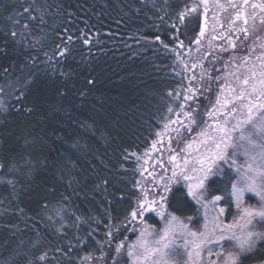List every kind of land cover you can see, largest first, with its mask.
Returning <instances> with one entry per match:
<instances>
[{
	"label": "trees",
	"instance_id": "trees-1",
	"mask_svg": "<svg viewBox=\"0 0 264 264\" xmlns=\"http://www.w3.org/2000/svg\"><path fill=\"white\" fill-rule=\"evenodd\" d=\"M191 3L0 0V88L11 90L0 109V180L14 156L31 152L36 160L15 191L0 183V264L21 250L46 254L47 264H83L123 238L139 199L136 157L182 100L185 80L171 50L198 32L196 19L185 28L178 18ZM29 16L35 19L25 29ZM13 31L21 33L15 43ZM223 183L208 186L229 215ZM168 209L190 215L183 188H171ZM261 260L264 244L243 264Z\"/></svg>",
	"mask_w": 264,
	"mask_h": 264
},
{
	"label": "rangeland",
	"instance_id": "rangeland-1",
	"mask_svg": "<svg viewBox=\"0 0 264 264\" xmlns=\"http://www.w3.org/2000/svg\"><path fill=\"white\" fill-rule=\"evenodd\" d=\"M262 2H264V0H248L247 4L244 3V0H208V11L205 13V5L200 4L199 0H192L189 8H191L194 4L198 6L197 13H193V15L196 16L198 28L200 26L201 20H203L205 23L206 28L204 36L201 37L200 45L192 43V41L196 39L197 33L199 32L198 29L195 38L190 43H183V46L181 47L180 42H177L171 50L173 55L172 63H174L175 69L183 75L185 80L182 100L179 103L180 105L177 106V109L174 112L171 121L169 124H167V127L162 129V131L151 143L144 154H142L140 157H136L139 168V181L137 184L139 199L134 210H138V204L140 199L143 197L144 191L148 192L149 200L154 198L152 194L157 191L165 196V200L162 203V206L160 203H157L153 206V209L145 211L143 218L137 216L136 219L133 220L129 214L126 221L128 228L123 234V238L121 240L115 241L114 244L111 245L112 255H108L107 249H105L99 255L85 257L83 259V264H115L113 256L118 255L115 252V248L116 245L121 244L122 242L124 244L122 249L123 257L119 259V264H152L151 259L145 261L142 256L139 255V253L143 252V249H133L138 253V255L129 257V246L138 244V241L141 237V232H146L149 234L146 237L149 242L157 239L158 235L152 234H162L163 230L169 227V221L171 220L172 216L177 218L178 223L172 226L175 228V234L173 235V233L170 232L169 238L172 240L171 246L177 248L178 252L176 254H170L166 257L167 264H210L211 261H219L220 264H222L224 256L229 250H232V245L234 242L221 240L214 245L207 246L208 248H211V255H209L207 250L200 249L198 250L199 256H197V249L193 247L192 243L194 240H196V238L187 235V232L205 231L204 224L206 220L208 223V229H213V218H216L217 222L222 224L232 223L234 218L239 216L236 203L230 195L232 183L237 182L238 185L241 184L249 163L256 167L264 163V161L259 159L253 161L250 159L252 155H256L261 151L259 147L252 149L249 147L247 142H241L242 146L239 149V154L238 156L234 157V159H236V164L231 165V167L229 164L220 165L222 169L226 170L228 178L225 179L223 173L217 172L214 175L208 176V178L204 181L206 187L209 189L208 184H211L213 180H223L225 184L223 183L222 186L225 188V190H227V195L230 196L232 204L229 215L228 207L224 206L223 196L221 195L220 196L222 197V200L215 202L213 205L212 197L216 195H211L209 193L207 195V209L204 207L203 203H197L195 199L188 195V184H195V177L197 175H202L201 173H193L191 171L194 166L199 167V165L194 164V158L205 151L203 145H200V153L196 151L197 145H199V142L204 139L203 137L198 136L197 133L202 128L208 129L209 126H214L217 120H219L220 123H223L225 119L231 120L229 127H231V125L235 124L236 122L231 117L226 118L223 115V113L231 111V105L226 108H221L220 115L218 116L207 115L209 110L215 111L213 105H215L218 96L222 100L224 98L231 99V97L227 96L226 92L221 93L219 85H216L211 95H209V93L202 91L200 87V81L203 74L207 70L212 68L219 69L223 66L221 63H215L213 59L214 57H220L221 47L228 46L227 40L221 35L222 33H230L234 39L237 36H239L240 39L235 41L237 43V49L234 53H232L236 57L235 63H229V65L224 68L223 73H219V75H221V80L219 83L232 84L235 86L236 81L232 73L243 74L247 71V68H252L253 65H255L257 70H259L261 60L258 58L262 53H264V24L261 23L264 21V11H261V9L258 7L253 10L252 5H258ZM217 3L223 5V8L217 7ZM231 4H235L237 7L233 8L231 7ZM253 11L255 12L254 15ZM237 12H241L243 17H246L248 20L247 27L250 29V35L246 44L242 43V41H244L243 34L236 31V29L245 27L243 18L233 22V18ZM213 36H221V38L219 40H213ZM198 49L208 51L210 56L207 59H204L202 57V53L198 51ZM248 49L251 50L249 51ZM231 51L232 50H230V52ZM245 55L250 57V59L246 62L247 67H237ZM223 59L227 61L229 57L226 55L223 57ZM198 60L203 63V67H201L200 64H197V67L193 68L192 64L196 63ZM193 77L196 79H192ZM190 88L194 89L195 92H189L188 89ZM8 93L11 95L9 86L0 88V105L3 106L0 109L4 108L3 102ZM187 95H192L193 99H186L185 97ZM246 102L247 101H245V103ZM181 105H184V107L181 108ZM216 107L219 108L218 105ZM197 108L200 110V115L197 117L200 123L195 126V131L189 134L185 128V125L188 124V119L184 116V112L192 111L193 109ZM259 115V113H254V117ZM260 118L264 119V116H261ZM173 121L175 123H173ZM177 130H179V135ZM251 130L252 129L249 128V131ZM234 135L239 136V133L237 132ZM181 136L183 137L184 142L178 143V140ZM194 139L196 144L193 145V149L190 152L180 151L181 149L185 148V143L191 142ZM254 139L258 144H264V140H262L259 136L254 137ZM154 142L155 148H153ZM245 151L248 152L247 156L244 155ZM173 156L176 157L174 161L171 159ZM186 158L188 159L187 166L185 165ZM238 168L239 171H237ZM174 170L176 172L175 177L173 176ZM181 170H185V174L193 176V180H184L183 176L180 174ZM249 175H251V173H249ZM165 186H167V191H165ZM173 187H181L185 190L186 195L193 205V209L190 210V215L179 216L168 209V197L171 188ZM155 199L159 201L158 196H156ZM249 206L258 207L259 198L256 197L254 193L245 192L243 207ZM220 208L225 209V214H220ZM180 223L188 225L187 230H181L179 227ZM256 227L257 230H264V225H257ZM220 234V230L216 229L215 236H213L212 239L215 241L216 237L220 236ZM185 240L188 241L187 246L185 245ZM152 246L155 245L153 244ZM165 251L168 250L165 249ZM218 252L223 254L221 256H217ZM189 253H192L191 257L189 256ZM157 259H159V257H157Z\"/></svg>",
	"mask_w": 264,
	"mask_h": 264
},
{
	"label": "snow or ice",
	"instance_id": "snow-or-ice-1",
	"mask_svg": "<svg viewBox=\"0 0 264 264\" xmlns=\"http://www.w3.org/2000/svg\"><path fill=\"white\" fill-rule=\"evenodd\" d=\"M200 4L205 5L204 11L205 13L208 11L207 4L208 0H199ZM244 3L247 4L248 0H244ZM217 7L223 8V5L217 3ZM231 7L236 8L237 5L231 4ZM260 8L261 11H264V2L260 4H253L252 8L255 10L256 8ZM32 10L31 5L28 8H24V13H29ZM198 6L193 5L191 8H186L184 11L178 13L179 20L183 23L185 28H189L192 22L196 19V16L193 13H197ZM255 12L253 11V15ZM243 18V22L245 27L236 29V31L243 34L244 41L242 43L246 44L249 35L250 29L247 27L248 20L246 17H243L241 12H237L235 17L233 18V22L236 20H240ZM11 20L12 18L9 17ZM34 16H29L28 21L25 22L23 28H30V22L34 20ZM42 19V18H41ZM264 24V21L261 22ZM14 26L19 24V20L13 21ZM206 25L201 20L199 26V32L197 33L196 39L192 41V43L200 45L201 37L205 34ZM254 31V30H253ZM21 35V33L13 31L11 33V39L13 42H16V38ZM224 39L227 40L228 46L220 48V57H214L215 63H221L223 66L219 69L212 68L207 70L200 81V87L202 91L209 93L211 95L214 87L219 85V89L221 93H227V96L231 97V99L224 98L223 100L218 96L213 105V110H209L207 115H220V109L226 108L231 105V111L223 113V115L227 117H231L236 122L229 127L231 120L225 119L223 123H220L219 120L215 123L214 126H209L208 129H201L197 135L203 137L199 142V145L196 147V151L200 153V145L204 146L205 151L200 153L194 158V164L199 165V167H193L191 171L193 173H201L202 175H197L195 177L196 183L188 184V195L197 201V203H203L204 207L207 209V195L210 193V189H208L204 183V181L208 178V176L214 175L217 172H221L224 174L225 179H227L226 170L222 169L220 165L229 164L235 165L236 159L234 157L238 156L239 149L242 146L241 142H247L250 148L255 149L259 147L261 151L256 155H252L250 157L251 160L255 161L257 159L264 161V144H258L254 137L259 136L262 140H264V119H261V116H264V53L258 58L261 60L259 65V70H257L256 66L253 65L252 68H247V71L243 74H235L232 75L235 78L236 84L233 86L232 84H223L219 83L221 80V75L219 73H223L224 68L229 65V63H235L236 57L232 54L237 49L236 40H239V36L235 39L233 36L229 34H221ZM221 36H213V40H219ZM156 40H160V36L157 35L155 37ZM85 44L88 43V40L84 41ZM167 48V45H164ZM180 46H183V41H180ZM59 48V46H57ZM230 50H232L230 52ZM249 51L251 49H248ZM6 51V49H5ZM174 51V49H173ZM202 53V57L207 59L210 56V53L203 49H198ZM68 52V49L65 48L63 52H58L59 55H65ZM47 55V53H45ZM228 56L229 59L225 61L223 59L224 56ZM33 60L35 57L32 58ZM51 57H49V60ZM250 59L248 55L243 57V60L237 65V67H247L246 62ZM197 64H200L203 67V63L198 60L196 63L192 64V67H197ZM186 67V65H185ZM5 73L8 72V69H4ZM192 79H196L193 77ZM30 83V81H26L25 85ZM91 83V81H89ZM189 92H195L194 89H188ZM188 100L193 99L192 95H187L185 97ZM245 101H247L245 103ZM219 106L217 108L216 106ZM3 106L0 105V108ZM184 105H181L183 108ZM169 111H172L170 108ZM246 113V115H245ZM254 113H259V116L254 117ZM200 115L199 108L193 109L192 111L184 112V116L188 119V124L185 125L186 131L190 134L195 131V126H197L200 121L197 117ZM243 117V118H241ZM173 123H175L173 121ZM247 126V127H246ZM167 127V125H165ZM249 128L252 130L249 131ZM179 135V130H177ZM239 133V136L234 135L235 133ZM159 135V133H158ZM184 142L183 137L181 136L178 140V143ZM196 144L195 139L191 142L185 143V148L181 149V152H190L193 149V145ZM153 148H155V142L153 144ZM244 155H248V152L245 151ZM175 156L171 159L174 161ZM36 160L31 152L14 156L12 160L8 164V172L5 174L6 179L0 180V183L8 185L11 187L13 191H15L18 187L21 186V177L29 178L31 174L35 170ZM188 159H185V165L187 166ZM4 164L0 163V168H3ZM239 171V168L237 169ZM251 173V175H249ZM183 176V179L186 181L193 180V176L185 174V170H181L180 173ZM173 176H176L175 170L173 171ZM165 191H167V186H165ZM245 192L254 193L256 197L259 198V206L258 207H243V200ZM153 199H148V192H143V197L140 199L138 204V210H133L130 215L133 220L136 219L137 216L143 217L144 212L153 209V206L157 203H162L165 200V196L162 195L159 191L154 192ZM231 198L235 201L236 207L239 211V216L234 218L232 223L222 224L217 222L216 218H213V229H208L207 220L204 224L205 231L196 232V231H188L187 235L196 238L193 243V247L197 249L196 255L199 256L200 249H205L208 251L209 255H211V248H208L209 245H214L218 243V241H232L234 242L232 245V250H229L227 254L224 256L222 264H243V261L247 259L249 255H251L255 250L259 248L261 244H264V230H257V225H264V163L254 167L253 164L249 163L247 165V169L244 173L243 180L240 185L237 182H233L231 186L230 192ZM159 197V201L155 199V197ZM67 199V197H64ZM222 197L220 195H216L212 197L213 205L215 202L221 201ZM46 207V205H45ZM22 211V210H21ZM220 214H225V209H219ZM191 219V218H189ZM177 218L175 216L171 217L169 221V227L163 230L162 234L153 233L152 235H158V238L154 241L149 242L146 237L149 235L146 232H141V237L138 241L137 245L129 246L128 256L138 255L136 251L133 249H143L142 253H139L140 256L145 261L149 259L152 260V264H167L166 257L170 254H176L178 249L172 247V240L169 238L170 232L175 234V228L173 225L177 224ZM10 227H15V225H11ZM181 230H187L188 225L179 224ZM216 229L220 230V236L216 237L214 241L212 239L215 236ZM115 240L117 237L111 232L108 234ZM198 240V242H197ZM155 246H152V245ZM188 241L185 240V245L187 246ZM39 245V241H33L30 245L31 249L37 248ZM124 247L123 242L121 244L116 245L115 252L118 254L117 256H113V260L115 264H119V259L123 257L122 249ZM167 249L168 251H165ZM56 251H59L57 249ZM223 253L218 252L217 256H221ZM108 255H112L111 250H109ZM192 253H189L191 257ZM16 257L20 258L22 264H40L41 261L44 264H47L46 254H42L39 257H33L29 251H18L15 253L13 259L6 264H20L17 261ZM159 257V259H157ZM210 264H220L219 261H211ZM260 264H264V260L260 261Z\"/></svg>",
	"mask_w": 264,
	"mask_h": 264
},
{
	"label": "water",
	"instance_id": "water-1",
	"mask_svg": "<svg viewBox=\"0 0 264 264\" xmlns=\"http://www.w3.org/2000/svg\"><path fill=\"white\" fill-rule=\"evenodd\" d=\"M141 218H143V217H141Z\"/></svg>",
	"mask_w": 264,
	"mask_h": 264
}]
</instances>
